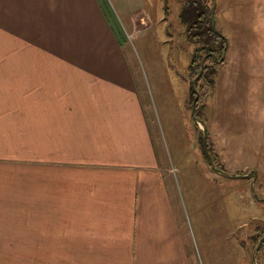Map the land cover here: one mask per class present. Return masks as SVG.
<instances>
[{
  "label": "crops",
  "instance_id": "crops-1",
  "mask_svg": "<svg viewBox=\"0 0 264 264\" xmlns=\"http://www.w3.org/2000/svg\"><path fill=\"white\" fill-rule=\"evenodd\" d=\"M118 56L95 0H0V264H217L206 154L167 168Z\"/></svg>",
  "mask_w": 264,
  "mask_h": 264
},
{
  "label": "rangeland",
  "instance_id": "rangeland-1",
  "mask_svg": "<svg viewBox=\"0 0 264 264\" xmlns=\"http://www.w3.org/2000/svg\"><path fill=\"white\" fill-rule=\"evenodd\" d=\"M95 1L113 35L118 58L131 74L167 168L190 171L192 186L200 189L204 182L191 169L197 168V154H206L207 146L213 160L231 175L214 170L207 155L201 156L214 175L216 214L225 216L227 227L225 239L216 238L217 264L224 246L227 264L230 226L231 264H250L261 240L255 229H264V0H215L214 26L227 38V52L224 62L213 66L212 94L194 114L188 66L200 44L187 38L179 20L185 0ZM84 52L79 47L76 53L61 50L58 56L79 57ZM9 56H15L14 51ZM180 156L184 161L179 163ZM252 172L255 179L238 177ZM238 246L245 250L247 261L241 262ZM256 253V264H264V242ZM2 264H33V259L8 257Z\"/></svg>",
  "mask_w": 264,
  "mask_h": 264
},
{
  "label": "trees",
  "instance_id": "trees-1",
  "mask_svg": "<svg viewBox=\"0 0 264 264\" xmlns=\"http://www.w3.org/2000/svg\"><path fill=\"white\" fill-rule=\"evenodd\" d=\"M214 3L215 0H185L179 14V20L185 26L187 38L200 44V46L194 50L188 66V77L190 82L195 80L203 67L202 73L194 83L195 90L199 94L196 109L201 107L212 94L215 84L214 79H212L215 73L213 66L224 62L227 52L228 40L217 31L214 26ZM222 58L223 60L220 61ZM191 95L192 99L195 98L193 88H191ZM206 147L205 151L208 150ZM206 155L217 169L223 171L218 163L213 160L210 153L206 151ZM255 236L259 237L258 240L263 238L260 245L261 247L264 242V229L257 227L255 229ZM249 262L252 264L251 256L249 257Z\"/></svg>",
  "mask_w": 264,
  "mask_h": 264
},
{
  "label": "water",
  "instance_id": "water-1",
  "mask_svg": "<svg viewBox=\"0 0 264 264\" xmlns=\"http://www.w3.org/2000/svg\"><path fill=\"white\" fill-rule=\"evenodd\" d=\"M214 6H215V3H214ZM222 60H223V58H222L220 61H222ZM220 61H218V62H220ZM202 65H203V63H202ZM202 71H203V67L201 68L199 75L202 73ZM199 75H198V76H199ZM198 76L195 78V80L198 78ZM195 80L192 82V88H193V91L195 92V98H194L193 105H192V113H193V114L195 113L196 103H197L198 98H199V94H198V92L195 90V87H194ZM203 131H204V142H205V145H206V135H205V132H206V131H205V128H204V127H203ZM210 165H211V167H212L214 170L218 171L219 173H222V174H224V175H227V176H230V177H231V175L226 174V173H224L223 171L217 169V168L214 166V164H213L212 161H210ZM251 175H252V177L255 179L256 175H255L254 172H252L251 174H248V175H240V176H238V177H240V178H245V177H246V178H247V177H250ZM251 189H253V183L251 184ZM254 197H255V196H254ZM262 240H263V238L258 242V245H257L255 251H254V252L252 253V255H251V263H252V264H256V262H255V254H256V252H257L259 246L261 245Z\"/></svg>",
  "mask_w": 264,
  "mask_h": 264
}]
</instances>
